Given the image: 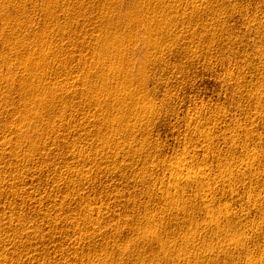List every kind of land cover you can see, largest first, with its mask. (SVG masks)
<instances>
[{"label": "rangeland", "instance_id": "obj_1", "mask_svg": "<svg viewBox=\"0 0 264 264\" xmlns=\"http://www.w3.org/2000/svg\"><path fill=\"white\" fill-rule=\"evenodd\" d=\"M106 1L70 0L69 8H76L77 16L65 17L56 7L48 20L42 0H0V77L4 78L0 81V264H186L187 259L189 264H264V0H161L166 8L155 7L161 2L152 0L143 10L137 3L147 0ZM13 4L15 7L10 6ZM151 5L157 11L154 15ZM129 9L132 15L146 19L164 12L158 20L171 28H154L161 32L162 41L165 37L170 40L164 46L168 50L161 54L153 50L150 59H145L148 48L141 41L143 28L132 31V22L122 20ZM104 13L120 18L108 31L120 32L123 41L131 33L135 42L128 46L124 41L129 52L122 62L107 56L102 59L104 64L115 63L110 71H102L108 73L111 90L104 91L106 95L94 83L100 82L101 73L85 71L98 65L95 50L89 46H93V37L104 32ZM18 18L23 24L18 25ZM53 19L67 27V32L59 34ZM42 36L43 53L50 51V44L57 56L50 60V72L43 77L36 46ZM17 44L25 51L16 49V53L13 46ZM27 53L37 56L32 65L36 68H29L37 81L30 83H48L45 92L53 87L51 93L58 95L52 109L43 106L38 110L31 102L34 93L19 87L27 78L21 63ZM143 59L148 68L141 83ZM122 67L133 79L125 89H135L137 101L114 87L122 84L123 78L115 70ZM9 71L13 74L8 75ZM84 73L93 83L83 80ZM87 90L90 96L85 94ZM114 91L124 104H114ZM43 93L35 95L39 99ZM17 105L21 109L27 106L31 113ZM18 121L24 122V128L18 127ZM112 126L118 129L111 132ZM9 128L11 134L6 131ZM13 130L21 131L23 138ZM105 139L110 141L106 145ZM31 142L36 143L35 148ZM238 236H247L246 245L237 241ZM234 240L237 244L230 245ZM164 244L171 251L163 253Z\"/></svg>", "mask_w": 264, "mask_h": 264}, {"label": "bare ground", "instance_id": "obj_2", "mask_svg": "<svg viewBox=\"0 0 264 264\" xmlns=\"http://www.w3.org/2000/svg\"><path fill=\"white\" fill-rule=\"evenodd\" d=\"M20 1H22V0H19V2H20ZM31 1H32V0H31ZM42 1H43V3H42V2H41V3L43 4V6H45V9L43 8V10H44V11H43V12H44L43 14H45V17L48 18V20H51V19L54 17V10L56 9V7H59V8L61 9V12H62V14H63L65 17H69V16L72 15V14H74V15L77 14V9H76V8H74V10H72V9L69 8V5H70V2H69V1H70V0H42ZM103 1H106V0H103ZM142 1H143V0H142ZM142 1H141V2H142ZM145 1H146V0H145ZM148 1H149V6H150L152 0H147L146 2H142V3H140V4H138V3L136 2L137 5H138V8L143 10V9H145L146 7H148ZM158 1H159V0H158ZM162 1H163V0H162ZM164 1H165V0H164ZM166 1H167V0H166ZM166 1H165V2H166ZM170 1H171V0H169V2H170ZM23 2H24V0H23ZM29 2H30V1H29ZM33 2H34V1H33ZM106 2H107V1H106ZM153 2H154V1H153ZM153 2H152V3H153ZM160 2H161V0H160ZM21 3H22V2H21ZM24 3H26V1H25ZM24 3H23L22 5H24ZM30 4H31V2H30ZM34 4H35V2H34ZM104 4H105V3H103V5H104ZM107 4H108V3H107ZM154 4H155V3H154ZM166 4L169 5V3H166ZM20 5H21V4H20ZM32 5H33V4H32ZM78 5H79V4H78ZM82 5H83V4H82ZM155 5H156V4H155ZM168 5H167V6H168ZM10 6L15 7V4L10 5ZM16 6H17V5H16ZM24 6H25V5H24ZM24 6H22V7H24ZM79 6H81V4H80ZM152 6H153V8H155V7L158 8V7H163L164 5H163L162 2H161V3H157V5H156L155 7H154V5H151V9H152ZM7 7H8V6H7ZM26 7H27V6H26ZM82 7H83V6H82ZM164 7L166 8V6H164ZM11 8H12V7H11ZM11 8H10V10H11ZM17 8H18V7H17ZM17 8H16V9H17ZM138 8H136V9L138 10ZM165 8H163V9H165ZM168 8H170V7H168ZM13 9H14V8H13ZM13 9H12V10H13ZM22 9L25 10V7L22 8ZM123 9H124V8H123ZM136 9H134V10H136ZM163 9H161V10L163 11ZM18 10H21V7H19ZM134 10H133V11H134ZM155 10H156V8L153 10L154 13L152 12L153 15L156 14V12H157V11H155ZM27 11H28V10H27ZM144 11H145V10H144ZM165 11H166V10H165ZM9 12H10V11H9ZM12 12H13V11H12ZM15 12H16V11H15ZM19 12H20V11H19ZM21 12H22V11H21ZM23 12H24V11H23ZM25 12H26V10H25ZM28 12H29V11H28ZM28 12H27V13H28ZM111 12H112V11H111ZM127 12H128V11H127ZM141 12H142V11H141ZM149 12H150V10H149ZM16 13H18V11H17ZM29 13H30V12H29ZM78 13H79V12H78ZM109 13H110V12H109ZM118 13H119V11L117 12V14H118ZM135 13H136V12H135ZM159 13H160V11H159ZM159 13H158V15H161V14H162V13H161V14H159ZM4 14H5V13H4ZM4 14H3V17H4ZM6 14H7V12H6ZM9 14H10V13H9ZM25 14H26V13H25ZM110 14H111V13H110ZM119 14H120V13H119ZM140 14H141V13H140ZM18 15H19V14H18ZM102 15H103V18H101V19H104V20H103L104 22L102 23V24L104 25V29H103L104 32H102V36H98V35H97L96 37H93V38L91 39L90 42H92V45H93V46L96 45L95 47H93V46L90 47V46H89V48L95 50V51L93 52V54H94L95 59H96V64H98V65H96V66L93 67V68H92V67H87V68H85L86 73H92V72H91L92 69H93V70L96 69L97 71H99V74L101 73V77H102V78L100 77V80H98V81H100V82L98 83V82H95V81H94V83H95V84H98L97 86L100 87V90H99V91H101V93L104 92V91H111V90H108V88H109V86H108V81H107L108 78L105 76V75L108 74L107 72L110 71V70L112 69L113 64H115V63H119V62H116V61H121V62H122V59H123L122 57H123L124 55H125V56H126V55L128 56V52H129V51H127L128 48H126V46H124V45H125V42H124V41H126V43H127L126 45H128V46H131V44H128V43H130V42H132V41L134 42V40H133L134 37L131 36V33H130V36H126L127 40H124V41H123V37H121V36L119 35L120 32H119V34H118V32L116 33V31H114V32H113V31H112V32H111V31H108L109 28H110L111 26L116 27V26L118 25V22H119L118 19H120V18H118L117 16H116V17H117L118 19L113 18V17H109V15H105V13L102 14ZM150 15L153 17L152 14H150ZM158 15H157V16H158ZM162 15H164V12H163ZM6 16H7V15H6ZM14 16H16V14H15ZM76 16H77V15H76ZM112 16H114V15L112 14ZM157 16L155 15V17H157ZM0 17H1V14H0ZM3 17H2L1 19H2V21L4 22ZM142 17H143V16H142ZM142 17H141L139 14H135V15H134V12H133V15H132V11H131V13H130V9H129V13H126L125 15H123V16H122V20H123V21H126V20H127L128 22L130 21V23L132 22V23H131V24H132V31H136V32H138V31H137L138 28H139V29H140V27L143 28V33H142V34H143V38L141 39V41H142V42L145 44V46H147V48H148V50H145V52H144V57H145V59H147L148 57H150V55H151V53H152L151 51H153V50H154L153 52L156 51V54H157V52L160 53V51H164V52H165L166 49L168 50L169 47H168V48H164V46H168V43H169L170 40H168L167 37H165L168 41L165 39V41L163 40V41L165 42V43H164V42L161 40V37L158 36V35H160L161 32L158 33V32L155 30V28H156L157 30L160 31V30H162L164 27L169 26V25L166 23V21L163 22V21L158 20V18H160L161 16H160V17H157V18H156L157 20H155V17H154V19L150 18V16H149V19H146L145 17H144V18H145V19H144V18H142ZM9 18H10V17H9ZM11 18H12V16H11ZM13 18H14V17H13ZM13 18H12V19H13ZM19 18H20V17H19ZM19 18H18V20H19L18 25H19V24H23V23L20 22L21 20H20ZM163 18H164V16H163ZM4 19H5V18H4ZM14 19H15V18H14ZM101 19H100V20H101ZM7 20H8V19H7ZM16 20H17V19H16ZM18 20H17V21H18ZM154 20H155V21H154ZM163 20H164V19H163ZM2 21H1V22H2ZM9 21L11 22V20H8L7 23H10ZM13 21H14V20H12V22H13ZM53 21H54V22H57V21H59V20H58V19H53L52 22H53ZM150 21L153 22V24H154V25L152 24L153 26L151 25V22H150ZM49 22H50V21H49ZM5 23H6V22H5ZM7 23H6V24H7ZM50 23H51V22H50ZM57 23H58V26L61 28V29H60V28L58 27L59 30L56 28V29H57V32H58L59 34H61V33L64 34L65 32H67V27L61 26L62 24H61L60 22H57ZM124 23H125V22H124ZM47 24H48V23H47ZM60 24H61V25H60ZM7 25H8V24H7ZM10 25H12V24L10 23ZM10 25H9V29H10ZM14 25H15V24H14ZM48 25H49V27H50V24H48ZM74 25H75V24H74ZM100 25H101V24H100ZM4 26H5V24H4ZM21 26H23V25H21ZM42 26H45V25H42ZM54 26H55V25H54ZM154 26H155V28H154ZM171 26H172V25H171ZM171 26H169V27L171 28ZM2 27H3V26H2ZM15 27H16V26H15ZM15 27H13V28H15ZM17 27L19 28V26H17ZM27 27H29V26H27ZM51 27H52V26H51ZM102 27H103V26H102ZM129 27H130V26H129ZM3 28H4V27H3ZM18 28H15V29L18 30ZM170 28H167V29H170ZM4 29H5V28H4ZM4 29H3V30H4ZM7 29H8V27H7ZM15 29H13V30H15ZM19 29H22V28H19ZM46 29H48V26L44 27L42 30L45 31ZM127 29H128V28H127ZM10 30H11V29H10ZM10 30H9V31H10ZM114 30H115V29H114ZM190 30H191V29H190ZM190 30H189V31H190ZM7 31H8V30H7ZM122 31H123V30H122ZM127 31H130V30H127ZM127 31H126L125 33H127ZM184 31L187 32L186 30H184ZM13 32H14V31H13ZM20 32H21V31H20ZM136 32H133V33H136ZM163 32L166 33L165 36H167V35L169 34V33H168L169 31H166V30H165V31H163ZM192 32H193V31H192ZM194 32H195V31H194ZM8 33H9V32H8ZM8 33L5 34V32H4L5 35H8ZM11 33H12V32H11ZM16 33H18V32H16ZM165 33H164V34H165ZM167 33H168V34H167ZM14 34H15V32H14ZM48 34H49V33H48ZM53 34H54V33H53ZM100 34H101V33H100ZM121 34H122V33H121ZM156 34H157V36L159 37V39H157L156 36H155L156 38H154V35H156ZM192 34H193V33H192ZM192 34H191V35H192ZM10 35H11V34H10ZM12 35H13V34H12ZM126 35H127V34H126ZM128 35H129V34H128ZM193 35H194V34H193ZM193 35H192V36H193ZM1 36H2V35H1ZM43 36H44V35H43ZM43 36L39 38V40L37 41V44H36V46H38V48H39V51L37 50V52H38L37 54H39V55H38L39 57H38L37 59H40L41 62H40V61H39V62L42 63V64H40V65L37 64V65H39L38 70L40 71L39 73H40V76H41V77H43L44 74H46V76H47V74L50 72V71L48 72L49 65H50V60H52V59L56 56V55H55V52L52 51V48L49 47L50 44H49V46H48V48H47V50H50V51H47V52H44V53H43V50L46 48V44H45V41H44V40H45V39H44L45 36H44V38H43ZM46 36H47V35H46ZM51 36H52V34H51ZM135 36H136V35H135ZM163 36H164V35H163ZM186 36L188 37V34H187ZM8 37H10V36H8ZM12 37H13V36H12ZM15 37L17 38L18 36H16V34H15ZM169 37H170V36H169ZM2 38H3V37H2ZM5 38L7 39V37H5ZM13 38H14V37H13ZM46 38H47L46 40H48V36H47ZM49 38H50V37H49ZM6 39H5V40H6ZM8 39H9V38H8ZM24 39H25V38H23V40H24ZM52 39H53V38H52ZM169 39H170V38H169ZM19 40H20V39H19ZM19 40H18V42H19ZM21 40H22V39H21ZM6 41H7V40H6ZM136 41H137V40H136ZM13 42H15V41H13ZM24 42H25V41H24ZM24 42H22V44L25 45ZM47 42H48V41H47ZM55 42H56V41H55ZM57 42H58V40H57ZM61 42H62V41H61ZM142 42H141V43H142ZM49 43H50V42H49ZM134 43H135V42H134ZM138 43H139V42H138ZM10 44H11V43H10ZM15 44H16V43H15ZM63 44H64V43H61V45H63ZM70 44L72 45V42H70ZM75 44H76V46H77V43H75ZM33 45H34V44H33ZM67 45H68V43H67ZM71 45H70V46H71ZM136 45H137V44H136ZM170 45H172V43H171ZM3 46H4V45H3ZM22 46H23V45H22ZM25 46H26V45H25ZM36 46H35V47H36ZM98 46H99V48H100L99 52H98ZM134 46H135V45H134ZM145 46H144V47H145ZM162 46H163V48H162ZM13 47H14L13 49L16 50V49H18V48L20 47V45L18 46V44H17L16 46H13ZM72 47H74V45L71 46V48H72ZM25 48H27V47H25ZM31 48H32V47H30V49H31ZM38 48H37V49H38ZM68 48H69V47H68ZM89 48H87V49H89ZM147 48H146V49H147ZM13 49H12V50H13ZM23 49H24V46H23ZM23 49H20V50H23ZM96 49H97V50H96ZM131 49H132V48H131ZM144 49H145V48H144ZM18 50H19V49H18ZM18 50H16L15 52L17 53ZM20 50H19V51H20ZM27 50H28V49H27ZM128 50H129V49H128ZM24 51H25V49H24ZM29 51H30V50H29ZM55 51H56V50H55ZM142 51H143V50H142ZM12 52H13V51H12ZM34 52H35V51H33V53H34ZM130 52H132V51H130ZM140 52H141V50H140ZM8 53H9V51H8ZM0 54H1V53H0ZM27 54H28V55H26V58H25V59L22 58V59H23V62H21V63H22V66H23L22 69H25L26 72H29L28 75H27V73H24L25 71L23 70V71H24L23 74H24V75L26 74V77H27V78H25V80H26L27 83H29L30 85L27 84V83L25 84L26 81L24 82V79H23V82H24V83L22 82V83H21L22 85H21V86L19 85V87H21V89L24 90V91L29 90L30 92L32 91V93H34V94H32V96L34 97V101H31V102H32V103L34 102V103H33L34 105H35V103L37 104L38 110H39L41 107H43V106H44L46 109H47V107H48V108L51 107V109H52V107L54 108L55 105H52V106H50V105L55 103V102H54V100H55V95H57V94H54V92L51 93L53 87H52V88L50 87V88H51V90H50L51 92H45L46 90H49L48 88H49L50 85H49L48 83L45 84V86H46V85H49L48 88H47V86L45 87L44 85H41V83H43V82H41V83L39 82L40 84L38 83V85H37V82L35 83L36 85L30 83V82H35L34 80L37 79V75L35 74V75H36V76H35V75L32 73V70H31V69H30L31 72L29 71V68H30L33 64H35V63H34V60H35L34 57L36 58L37 56H35L36 53H35V55H33L32 53H31V54L27 53ZM141 54H142V53H141ZM153 54H154V53H153ZM160 54H161V53H160ZM162 54H163V53H162ZM8 55H9V54H8ZM10 55H11V54H10ZM12 55H15V54H12ZM12 55H11L10 57H13ZM57 55H59V54H57ZM3 56H4V55H3ZM15 56H16V55H15ZM17 56H18V54H17ZM106 56L109 57V58L111 57V59H112L115 63L112 61V63L108 65V63H107V64H104L103 62H101L102 59H104ZM132 56H133V55H132ZM141 56H142V55H141ZM156 56H158V55H156ZM161 56H162V55H161ZM161 56H160V57H161ZM6 57H7V56H6ZM6 57H5V58H6ZM56 57H57V56H56ZM152 57H153V56H152ZM5 58H4V59H5ZM8 58H9V57H8ZM15 58H17V57H14V59H15ZM128 58H129V57H128ZM133 58H134V57H133ZM156 58H157V57H156ZM158 58H159V57H158ZM161 58H162V57H161ZM161 58H159V60H160ZM163 58H164V57H163ZM163 58H162V59H163ZM18 59H19V58H18ZM57 59H58V58H57ZM131 59H132V58H131ZM145 59H143L145 63L141 64V67H140L139 79H140V77H142V78L140 79L141 83H144V80H145V78H143V76H144V72H145V69L148 68V67L146 66V63H147V62H146ZM148 59H150V58H148ZM162 59H161V60H162ZM10 60H13V58L10 59ZM123 60H124V59H123ZM8 61H9V60H8ZM8 61H6L5 65L7 64ZM53 61H54V60H53ZM80 61H81V60H80ZM109 61H110V60H109ZM130 61H131V60H130ZM148 61H150V60H148ZM157 61H158V60H157ZM157 61H156V62H157ZM19 62H20V61H19ZM37 62H38V61H37ZM54 62H55V61H54ZM105 62H106V61H105ZM121 62H120V63H121ZM123 62H124V61H123ZM159 62H160V61H159ZM9 63H10V62H9ZM151 63H152V62H151ZM10 64H12V62H11ZM51 64H52V63H51ZM57 64H59V63H57ZM148 64H149V63H148ZM2 65H3V64H2ZM82 65H83V64H82ZM85 65H86V64H84L83 67H84ZM116 65H117V64H116ZM124 65L126 66V68H128V62L125 63ZM139 65H140V64H139ZM33 66H34V65H33ZM33 66H32V68H33ZM50 66H51V65H50ZM118 66H119V65H118ZM8 67H11V68H12V66H8ZM63 67H64V66H63ZM114 67H115V66H114ZM146 67H147V68H146ZM6 68H7V67H6ZM17 68H18V67H17ZM19 68H20V65H19ZM35 68H36V66H35ZM35 68H33V69H35ZM53 68H54V67H53ZM65 68H66V67H65ZM105 68L108 70V71L106 72L107 74L104 73L106 70H105L104 72H102ZM119 68H121V67H119ZM122 68H123V67H122ZM126 68H123V70H122V69L115 68L116 72L119 70V71H118V73L120 74L119 76H122L123 81H122L121 79H119V80L122 81V84H120V83L117 84V83H116L117 85H114V87L116 86V89L119 91V93H121V91L124 89L125 92H127V93H126V94H127L126 96L130 97V98H129L130 100L134 101V99H136V101H137V97H136V95H138V94H136V91L134 92L135 89L133 90L132 88H129L128 86H127L128 90L125 89V85H126V83H131L132 80H133L132 78L130 79V77H129L130 75H128V76L125 75V74H127V73H126V72H127V71H126ZM153 68H154V66H153ZM22 69H21L20 71H22ZM58 69H61V68H58ZM83 69H84V68H83ZM6 70H7V69H6ZM14 70H16V69H14ZM46 70H47V71H46ZM52 70H53V69H52ZM113 70H114V69H113ZM115 70H114V71H115ZM17 71H18V70H17ZM17 71H16V75L18 74ZM33 71H34V70H33ZM55 71H56V70H55ZM125 71H126V72H125ZM147 71H148V70H147ZM7 72H8V70H7ZM7 72H6V74H7ZM47 72H48V73H47ZM58 72H59V71H58ZM95 72H96V71H95ZM111 72H112V71H111ZM111 72H110V74L113 73V74L115 75L114 72H112V73H111ZM55 73H56V72H55ZM61 73H62V72H61ZM10 74H11V73H10V71H9L8 75H10ZM12 74H13V73H12ZM12 74H11V75H12ZM53 74H54V73H53ZM56 74H57V73H56ZM59 74H60V73H59ZM110 74H109V75H110ZM21 75H22V74H21ZM62 75H64V74H62ZM81 75H82V74H81ZM83 75H85V73H84ZM109 75H108V76H109ZM6 76H7V75H6ZM13 76H14V75H13ZM13 76H12L11 78H13ZM48 76H49V75H48ZM56 76H57V75H56ZM92 76H93V75H92ZM94 76H95V74H94ZM112 76H113V75H112ZM117 76H118V75H117ZM119 76H118V77H119ZM125 76H126V77H125ZM2 77H3V75H2ZM4 77H5V76H4ZM23 77H24V76H23ZM52 77H53V76H52ZM60 77H61V76H60ZM68 77H69V76H68ZM70 77H72V76H70ZM73 77H74V76H73ZM73 77H72L71 79H73ZM114 77H116V76H114ZM114 77H113V78H114ZM7 78H9V77L7 76L6 79H7ZM11 78H10V82L12 81ZM20 78H21V77H20ZM44 78H45V77H44ZM76 78H80V77H76ZM76 78H75L74 80H76ZM91 78H92V77H91L90 75H88V76L85 75L84 78H83V80H84L87 84H88V82L93 83L92 80H91ZM120 78H121V77H120ZM124 78H126L127 80L125 81ZM40 79H41V78H40ZM56 79H57V80L60 79L59 76H58V78H56ZM62 79H63V78H62ZM69 79H70V78H69ZM69 79H68V80H69ZM92 79H93V78H92ZM114 79H115V78H114ZM2 80L4 81V78H3ZM2 80H1V77H0V81H1V82H2ZM68 80H66V81L68 82ZM74 80H73V82L75 83L76 81H74ZM7 81H8V80H7ZM16 81H17V80H16ZM36 81H37V80H36ZM38 81H39V78H38ZM40 81H41V80H40ZM54 81H55V80H54ZM78 81H79V79H78ZM109 81H110V79H109ZM1 82H0V83H1ZM12 82H13V81H12ZM12 82H11V83H12ZM20 82H21V80H20ZM45 82H47V81H45ZM56 82H57V81H56ZM70 82H71V81H70ZM85 82H84V84H85ZM3 83H4V82H3ZM6 83H8V82H6ZM6 83H5V85H6ZM14 83H15V81L13 82V84H14ZM49 83L52 84L53 82H49ZM68 83H69V82H68ZM109 83H110V82H109ZM132 83H133V82H132ZM43 84H44V83H43ZM53 84H54V83H53ZM53 84H52V85H53ZM56 84H57V83H56ZM59 84H60V83H59ZM61 84H62V83H61ZM66 84H67V83H66ZM95 84H93V85H95ZM71 85H73V84H71ZM81 85H82V84H81ZM89 85L91 86L92 84H89ZM109 85H110V84H109ZM111 85H112V84H111ZM130 85L132 86L133 84H130ZM130 85H129V86H130ZM9 86H10V85H9ZM11 86L14 87L15 85H12V84H11ZM53 86H54V85H53ZM64 86H65V85H64ZM82 86H83V85H82ZM90 86H89V87H90ZM97 86L95 85L96 88H97ZM117 86H118V87H117ZM131 86H130V87H131ZM54 87H56V86H54ZM57 87H58V86H57ZM57 87H56V88H57ZM66 87H69V84H68V86L66 85ZM93 87H94V86H93ZM138 87H139V86H138ZM140 87H141V85H140ZM8 88H9V87H8ZM64 88H65V87H64ZM81 88H82V87H81ZM83 88H84V87H83ZM9 89H11V88H9ZM16 89H17V88H16ZM16 89H15V91H17ZM18 89H19L18 91H20V88H18ZM62 89H63V88H62ZM62 89L60 88V89H58V90L61 91ZM65 89H66V88H65ZM68 89H70V87H69ZM68 89H66V90H68ZM85 89H87V88L85 87L84 90H85ZM89 89H90V88H89ZM111 89H112V87H111ZM22 90H21V91H22ZM54 90H55V89H54ZM54 90H53V91H54ZM76 90H79V89H75L74 92H76ZM82 90H83V89H82ZM95 90H96V89H95ZM114 90H115V89H114ZM117 90H116V91H117ZM9 91H11V90H9ZM12 91H14V90L12 89ZM29 91H28V92H29ZM56 91H57V90H56ZM63 91L65 92V90H63ZM68 91H70V90H68ZM72 91H73V90H72ZM99 91H98V92H99ZM5 92H6V91H5ZM36 92H38V95H39V92H41V93L44 92V93H43L44 95L40 94V96H41V95H42V96H41V97L39 96L40 98L38 99V97H36V96H38V95H37V94L35 95ZM64 92H62V93H64ZM66 92H67V91H66ZM66 92H65V93H66ZM70 92H71V91H70ZM98 92H96V93H98ZM114 92H115V91H114ZM114 92H113V93H114ZM122 92H123V91H122ZM137 92H139V91H137ZM17 93H18V92H17ZM19 93H22V94H23L24 92H19ZM55 93H56V92H55ZM60 93H61V92H58V94H60ZM62 93H61V94H62ZM65 93H64V95H65ZM67 93H68V92H67ZM84 93H85V92H84ZM90 93H91V92H90ZM94 93H95V92H94ZM106 93H107V92H106ZM108 93H109V92H108ZM108 93H107V94H108ZM111 93H112V92H111ZM115 93H116L117 96H116V95H112V96H114V99H115V100L113 101V102H115L114 104H116V105H118V106L124 104L126 101L123 103V101H122V99H121L122 96L120 97V96H118L117 92H115ZM123 93H124V92H123ZM141 93H142V92H141ZM22 94H21V95H22ZM30 94H31V93H30ZM72 94H73V93H72ZM81 94H83V92H81ZM81 94H80V95H81ZM85 94L88 95V96H90L88 90L86 91ZM85 94H84V95H85ZM102 94H105V92L102 93ZM124 94H125V93H124ZM18 95H19V94H18ZM23 95H24V94H23ZM23 95H22V96H23ZM66 95H67V94H66ZM66 95H65V96H66ZM70 95H71V94H70ZM70 95H69V96H70ZM77 95H78V93H77ZM86 95H85V96L82 95V97L84 98V97H86ZM105 95H106V94H105ZM108 95H109V94H108ZM120 95H121V94H120ZM2 96H3V95H2ZM5 96H6V95H5ZM12 96H13V95H12ZM26 96H27V95H26ZM28 96H29V94H28ZM57 96H58V95H57ZM139 96H140V95H139ZM139 96H138V98H141V97H139ZM29 97H30V96H29ZM29 97H28V98H29ZM61 97H62V95H61ZM66 97H67V96H66ZM70 97H71V96H70ZM76 97H77V96H76ZM103 97H104V96H103ZM108 97H109V96H108ZM110 97H111V96H110ZM110 97H109V98H110ZM128 97H127V98H128ZM135 97H136V98H135ZM7 98H8V97H7ZM7 98H6V100H7ZM10 98H12V97H10ZM23 98H24V97H23ZM105 98H106V96H105ZM77 99H78V98H77ZM79 99H81V98L79 97ZM101 99H102V98H101ZM111 99H112V98H111ZM111 99H110V100H111ZM0 100H1V99H0ZM20 100H21V99H20ZM20 100H19V101H20ZM31 100H33V99L31 98ZM60 100H61L62 105H63V101H62V99H60ZM67 100H68V99H67ZM83 100H84V99H83ZM98 100H99V99H98ZM11 101H12V100H11ZM22 101H23V100H22ZM28 101H29V99H28ZM28 101H27V102H28ZM55 101H56V100H55ZM57 101H58V99H57ZM68 101H69V100H68ZM111 101H112V100H111ZM8 102H9V101H8ZM24 102H25V101H24ZM24 102H22V103H24ZM53 102H54V103H53ZM97 102H98V101H97ZM104 102H105V101H104ZM2 103H3V101H2ZM18 103H19V102H18ZM22 103H20V104H22ZM32 103H31V104H32ZM5 104H6V103H5ZM9 104H10V102H9ZM9 104H8V105H9ZM15 104H16V103H15ZM25 104H26V103H25ZM55 104H56V103H55ZM57 104H58V103H57ZM64 104H65V103H64ZM111 104H113V103H111ZM135 104H136V103H135ZM130 105H133V104L131 103ZM136 105H137V104H136ZM138 105H139V104H138ZM9 106H11V105H9ZM18 106H19V105H17V108H18ZM20 106H21V105H20ZM20 106H19V107H20ZM60 106H61V105H60ZM109 106H110V105H109ZM114 106H115V105H114ZM123 106H124V105H123ZM133 106H134V105H133ZM5 107H6V106H5ZM22 107H25V106L22 105ZM111 107H112V106H111ZM120 107H121V106H120ZM130 107H131V106H130ZM135 107H136V106H135ZM137 107H138V106H137ZM29 108H31V107H29ZM57 108H58V106H57ZM113 108H114V107H113ZM115 108H116V107H115ZM121 108H122V107H121ZM125 108H126V107H125ZM132 108H133V107H132ZM12 109H13V108H12ZM22 109L25 110V112H26V110H27L28 108H27V106H26V109H25V108H22ZM22 109H21V107H20L19 110H22ZM31 109H32V108H31ZM36 109H37V108H36ZM41 109H43V108H41ZM65 109H66V107H65ZM110 109H111V108H110ZM0 110H1V109H0ZM4 110H5V109H4ZM8 110H9V109H8ZM14 110H15V109H14ZM17 110H18V109H17ZM23 110H22V111H23ZM67 110H68V109H67ZM137 110H138V109H137ZM6 111H7V110H6ZM54 111H55V110H54ZM102 111H103V110H102ZM109 111H110V110H109ZM149 111H150V110H149ZM14 112H15V111H14ZM16 112H17V111H16ZM27 112H29V110H27ZM27 112H26V113H27ZM63 112L66 114V110H63V111H62V114H64ZM104 112H105V111H104ZM117 112H118V110H117ZM122 112H123V110H122ZM128 112H129V111H128ZM135 112H136V111H135ZM2 113H3V112H2ZM2 113H1V115H2ZM8 113H9V112H8ZM17 113H18V112H17ZM29 113H31V112H29ZM29 113H28V117H29ZM34 113H35V112H34ZM38 113H39V112H38ZM53 113H54V112H53ZM108 113H109V112H108ZM108 113H107V114H108ZM124 113H125V111H124ZM3 114H4V113H3ZM24 114H25V113L23 112V116H22V115H19V116H22V117L24 118V117L27 116L26 114H25L26 116H25ZM102 114H103V113H102ZM112 114H113V113H112ZM119 114H121V113H119ZM146 114H147V113H146ZM11 115H12V114H11ZM34 115H35V114H34ZM43 115H44V114H43ZM43 115H42V116H43ZM116 115H117V114H116ZM138 115H139V114H138ZM8 116H9V115H8ZM30 116H31V115H30ZM44 116H45V115H44ZM107 116H108V115H107ZM139 116H140V115H139ZM143 116H144V114H143ZM145 116H147V115H145ZM1 117H2V116H1ZM15 117H16V116H15ZM31 117H32V116H31ZM35 117H36V115H35ZM35 117H34V118H35ZM37 117H38V114H37ZM37 117H36V119H37ZM39 117H40V116H39ZM92 117H93V116H92ZM137 117H138V116H137ZM141 117H142V116H141ZM23 118H22V120H23ZM29 118H30V117H29ZM40 118H41V117H40ZM40 118H38V119H40ZM109 118H110V117H109ZM9 119H10V118H9ZM13 119H14V118H13ZM19 119H20V117H19ZM19 119H18V120H19ZM25 119H26V118H25ZM25 119H24V122L26 121ZM27 119H28V118H27ZM30 119H31V118H30ZM137 119H138V118H137ZM139 119H140V118H139ZM144 119H145V118H144ZM20 120H21V119H20ZM28 120H29V119H28ZM5 121H6V119H5ZM13 121H14V120H13ZM90 121H91V120H90ZM140 121H141V120H140ZM3 122H4V121H3ZM7 122H8V121H7ZM24 122L22 121V123H21V122L19 123V121H18V124H17L16 122H15V123L18 125V127H21L22 124H23ZM26 122H27V121H26ZM26 122H25V124H26ZM28 122H29V121H28ZM102 122H103V121H102ZM138 122H139V121H138ZM1 123H2V122H1ZM9 124H10V123H9ZM12 124H13V123H12ZM27 124H29V123H27ZM53 124H54V123H53ZM96 124H97V123H96ZM101 124H102L101 126H104V125H105V126L107 127V124H104V125H103V123H101ZM108 124H109V123H108ZM7 125H8V124H7ZM7 125H6V126H7ZM10 125H11V124H10ZM51 125H52V124H51ZM109 125H113V123H111V124H109ZM109 125H108V126H109ZM119 125H120V124H119ZM6 126H5V127H6ZM74 126H75V125H74ZM80 126H81V125H80ZM105 126H104V127H105ZM117 126H118V124H117ZM135 126H136V125H135ZM16 127H17V126H16ZM16 127H15V128H16ZM22 127H23V126H22ZM22 127H21V128H22ZM109 127H110V126H109ZM109 127H108V128H109ZM112 127L114 128L115 126H112ZM6 128H8V127H6ZM6 128H4V129H6ZM10 128H11V127H10ZM10 128L7 129L6 131L9 132ZM23 128H24V127H23ZM47 128H48V127H47ZM113 128H112V130H110L111 132H113V130L118 129V128H116V129H115V128L113 129ZM119 128H120V127H119ZM134 128H135V127H134ZM140 128H141V127H140ZM12 129H13V127H12ZM12 129H11V130H12ZM18 129H19V128H18ZM109 129H110V128H109ZM129 129H130V127H129ZM131 129H132V128H131ZM23 130H24V129H22L21 131H23ZM55 130H56V129H55ZM107 130H108V129H107ZM119 130H120V129H119ZM144 130H145V129H144ZM4 131H5V130H4ZM13 131H15V130H13ZM13 131H12V134L14 133ZM21 131H19V132H18L17 130L15 131L16 134H17V133L20 134V135H19L20 138L22 137V136H21ZM32 131H33V130H32ZM59 131H60V130H59ZM117 131H118V130H117ZM122 131H123V130H122ZM27 132H28V130H27ZM27 132H26V135H27ZM54 132H55V131H54ZM57 133H58V132H57ZM99 133H100V132H99ZM9 134H11V131L9 132ZM14 134H15V133H14ZM18 134H17V135H18ZM23 134H24V133H23ZM26 135H23V136H26ZM98 135H99V134H98ZM27 136H28V135H27ZM29 136H30V134H29ZM99 137H100V135H99ZM22 138H23V137H22ZM61 138H62V137H61ZM65 138H66V137H65ZM82 138H83V137H82ZM84 138H85V137H84ZM84 138H83V139H84ZM94 138H95V137H94ZM53 139H54V138H53ZM56 139H58V137H57ZM100 139H102V138H100ZM100 139H99V140H100ZM44 140H45V139H44ZM102 140H103V139H102ZM105 140H106V139H105ZM105 140H104V144H105V145L108 144V143L110 142V141L108 142V140H106V141H105ZM57 141H58V140H57ZM59 141H60V140H59ZM28 142H30V141H28ZM1 143L3 144L4 141L1 142ZM5 143H6V142H5ZM8 143H9V142H8ZM8 143H7V144H8ZM10 143H11V142H10ZM44 143H45V142H44ZM102 143H103V141H102ZM29 144H31L32 147L35 148L36 143L31 142V143H29ZM46 144H47V143H46ZM3 145H4V144H3ZM38 145H39V144H38ZM38 145H37V146H38ZM43 145H44V144H43ZM108 146H109V145H108ZM105 147H106V146H105ZM109 147H110V146H109ZM109 147H108V148H109ZM0 148H1V145H0ZM17 151H18V150H17ZM16 153H17V152H16ZM17 154H18V153H17ZM14 156H15V155H14ZM247 166H248V165H247ZM177 167H179V166H177ZM180 168H181V169H178V171H179V172H181V171L183 172L184 169L182 170V167H180ZM174 169H175V168H174ZM176 169H177V168H176ZM200 171H201V170H200ZM182 172H181V173H182ZM202 172H203V171H202ZM201 174H202V173L200 172L199 175L201 176ZM202 175H204V174H202ZM186 180H187V179H186ZM175 181H176V180H175ZM179 181H180V180H179ZM176 182H178V179H177ZM189 182H190V181H189ZM170 183H171V182H170ZM174 183H175V182H174ZM178 183L180 184V182H178ZM186 183H187V182H186ZM171 184H173V183H171ZM175 184H176V183H175ZM164 185H165V184H164ZM169 185H170V184H169ZM166 186H167V185H166ZM168 187H169V186H168ZM175 187H176V186H175ZM166 188H167V187H166ZM171 189H173V188H171ZM158 190H159V188H158ZM166 190H168V189H166ZM162 191H163V190H162ZM168 191H169V190H168ZM174 191H175V190H174ZM165 192H166V191H165ZM169 193H170V192H169ZM171 195H172V194H171ZM206 196H207V195H206ZM204 197H205V196H204ZM170 198H171V196H170ZM172 198H174V197H172ZM167 199H168V198H167ZM174 199H175V198H174ZM176 199H177V198H176ZM169 200H170V199H169ZM174 202H175V201H174ZM205 209H206V208H205ZM179 210H180V209H179ZM180 211H181V210H180ZM207 211H208V210H207ZM178 212H179V211H178ZM181 212H182V211H181ZM177 215H178V214H177ZM217 221H218V220H217ZM150 222H151V221H150ZM210 223H212V222H211V219H210ZM150 224H151V223H150ZM157 224H158V223H157ZM212 224H213V223H212ZM215 224H216V223H215ZM215 224H214V225H215ZM153 225H154V224H153ZM153 225H152V227H153ZM155 225H156V224H155ZM147 226H148V225H147ZM147 226H146V227H147ZM156 227H158V226H156ZM138 228H139V227H138ZM140 228H141V227H140ZM258 229H259V228H258ZM135 231H136V230H135ZM254 231H255V230H254ZM254 231H253V232H254ZM142 232H143V231H142ZM144 232H145V230H144ZM251 232H252V231H251ZM245 234H248V232L245 233ZM245 234H244V235H245ZM240 237H241V236H240ZM245 237H247V236H244V237H242V238H239V236H238L237 241L240 239L239 241H240V242L243 241V243L245 244V242H244ZM185 239H186V238H185ZM235 241H236V240H234V242H233V241H230V242L228 241V242H229V243L232 242V243L234 244ZM246 241H247V239H246ZM190 242H191V241H190ZM224 242H225V241H224ZM226 242H227V241H226ZM240 242H239V243H240ZM128 243H129V242H128ZM229 243H228V244L226 243V244L229 245ZM232 243H231L230 245H233ZM246 243H247V242H246ZM197 244H198V243H196V245H197ZM222 244H223V243H222ZM236 244H237V242H236ZM236 244H234V245H236ZM241 244H242V242H241ZM241 244H240V245H241ZM119 245H120V244H119ZM126 245H127V244H126ZM130 245H131V244H130ZM184 245H185V244H184ZM186 245H187V244H186ZM223 245H224V244H223ZM234 245H233V246H234ZM245 245H246V244H245ZM122 246H123V245H122ZM128 246H129V244H128L127 246H124V247L127 248ZM163 246H164L163 248H166L165 251H163V253L166 252V250H167V251H171V249H170V250H168V249H169V248H172V247L167 248V247H165V244H164ZM166 246H168V245H166ZM187 247H188V245H187ZM226 247H227V246H226ZM230 247H232V246H230ZM122 248H123V247H122ZM130 248H131V247H129V250H130ZM218 248L220 249V247H218ZM232 248H233V247H232ZM234 248H235V247H234ZM173 249H174V248H173ZM219 249H216V251L219 250ZM125 250H127V249H125ZM125 250H124V251H125ZM132 250H133V249L131 248L130 251L132 252ZM221 250H224V249L221 248ZM232 250H233V249H232ZM127 251H128V250H127ZM172 251H173V250H172ZM131 252H130V253H131ZM217 253H219V252H217ZM262 254H263V253H262ZM165 255H166V253H165ZM139 256H140V255H139ZM206 256H207V255H206ZM249 256H250V254H249ZM258 256H259V255H258ZM164 257H165V256H164ZM197 257H198V256H197ZM202 257H203V256H202ZM262 257H263V256H262ZM185 258H186V257H185ZM188 258H189V257H188ZM205 258H206V257H205ZM246 258H248V257H246ZM255 258H256V257H255ZM255 258H254V259H255ZM186 259H187V258H186ZM250 259H251V258H250ZM250 259H248V260H250ZM263 259H264V258H263ZM263 259H262V260H263ZM150 260H151V259H150ZM199 260H200V259H199ZM262 260H261V261H262ZM148 261H149V260H148ZM190 261H191V260H190ZM190 261H189V263H190ZM92 262H93V261H92ZM182 262H183V261H182ZM187 262H188V259L186 260L185 263H186V264H189V263H187ZM150 263H151V262H150ZM152 263H153V262H152ZM245 263H246V262H245ZM90 264H92V263H90ZM94 264H95V263H94ZM153 264H154V263H153Z\"/></svg>", "mask_w": 264, "mask_h": 264}]
</instances>
